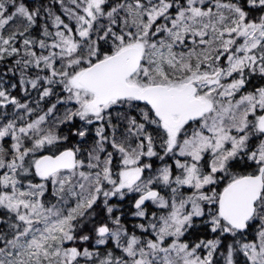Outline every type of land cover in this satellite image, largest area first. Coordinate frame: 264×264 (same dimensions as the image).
Segmentation results:
<instances>
[{
  "label": "snow or ice",
  "instance_id": "snow-or-ice-1",
  "mask_svg": "<svg viewBox=\"0 0 264 264\" xmlns=\"http://www.w3.org/2000/svg\"><path fill=\"white\" fill-rule=\"evenodd\" d=\"M0 264H264V0H0Z\"/></svg>",
  "mask_w": 264,
  "mask_h": 264
}]
</instances>
